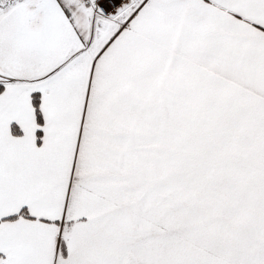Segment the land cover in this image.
<instances>
[{
  "label": "snow or ice",
  "instance_id": "6c2138e0",
  "mask_svg": "<svg viewBox=\"0 0 264 264\" xmlns=\"http://www.w3.org/2000/svg\"><path fill=\"white\" fill-rule=\"evenodd\" d=\"M0 264H264V0H0Z\"/></svg>",
  "mask_w": 264,
  "mask_h": 264
}]
</instances>
